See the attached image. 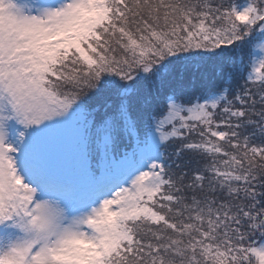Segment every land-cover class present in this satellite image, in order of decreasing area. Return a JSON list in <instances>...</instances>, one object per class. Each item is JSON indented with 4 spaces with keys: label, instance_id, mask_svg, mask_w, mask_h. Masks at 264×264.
<instances>
[{
    "label": "snow or ice",
    "instance_id": "1",
    "mask_svg": "<svg viewBox=\"0 0 264 264\" xmlns=\"http://www.w3.org/2000/svg\"><path fill=\"white\" fill-rule=\"evenodd\" d=\"M0 264H264V0H0Z\"/></svg>",
    "mask_w": 264,
    "mask_h": 264
}]
</instances>
